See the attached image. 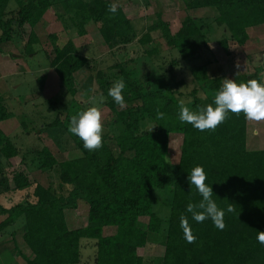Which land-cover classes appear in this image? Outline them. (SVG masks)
Masks as SVG:
<instances>
[{
	"label": "trees",
	"instance_id": "obj_1",
	"mask_svg": "<svg viewBox=\"0 0 264 264\" xmlns=\"http://www.w3.org/2000/svg\"><path fill=\"white\" fill-rule=\"evenodd\" d=\"M14 1L19 5L17 10H7L10 0H0V43L12 39L16 30L24 32V24H34L54 3L81 27L86 22L96 23L111 47L116 43L127 44L136 35L132 17L121 6L115 15L108 11L110 0L90 3L85 0ZM186 5L212 8L217 12L215 23L229 33L220 40L225 49L229 40L244 45L249 39L247 29L264 24V0H191ZM156 16L139 38L140 42L151 41V32L161 29L183 59L201 57L200 48L207 47V42L203 27L194 18L186 17L176 35L171 36L161 13ZM79 33L84 34V30L81 28ZM37 39L30 29L25 45L28 54L32 53ZM68 52V46L56 49L52 63L61 83L67 84L74 94L72 75L87 64L88 59L73 58ZM189 70L200 90L210 94L212 100L222 86L220 77L210 79L205 63H195ZM122 74L140 104L133 109H118L113 100L108 102L115 113L117 155L108 145L106 133H103V147L92 152L71 134L78 153L68 159L53 154L46 146L33 151V162L38 169L54 170L57 174V189L53 183L45 187L31 181L24 171H5V166L15 164L20 150L0 128V215L4 216L0 221V235L23 218L22 238L31 251L30 257H24V264H79L82 239L94 241V264H145L138 249L146 245L150 233H160L165 224V251L158 259L159 264H264V244L257 240L258 232L264 231V149L247 150L244 113H229L215 131L201 132L180 121L181 103L174 93L166 94L169 86L139 89L125 70ZM249 79L264 83L256 73L240 75L236 81ZM198 92L197 88L189 92L195 109L203 106V97ZM124 96L127 102L129 98ZM78 112L80 110L75 108L67 113L68 122L56 119L55 125L67 128L71 117ZM159 113L164 114L163 118ZM10 115L0 99V122ZM145 119L149 120L146 129L142 126ZM172 133L183 135L180 157L175 164L167 158ZM198 165L204 167L206 183L211 184L218 205L235 210L225 216L227 227L223 231L216 229L211 220L196 223L191 214L186 213L188 203L201 199L188 179L191 170ZM32 185L31 200L9 207L2 203L1 198L7 193ZM156 189L171 193L166 220L154 210ZM70 210L85 213L86 225L70 228L66 218V211ZM184 215L197 236L194 243L184 238L180 226ZM142 217L147 219L145 227Z\"/></svg>",
	"mask_w": 264,
	"mask_h": 264
},
{
	"label": "rangeland",
	"instance_id": "obj_2",
	"mask_svg": "<svg viewBox=\"0 0 264 264\" xmlns=\"http://www.w3.org/2000/svg\"><path fill=\"white\" fill-rule=\"evenodd\" d=\"M90 3L93 0H85ZM132 17L136 35L127 44L116 43L109 46L99 32L98 25L93 21L86 22L82 27L57 4H53L39 17L34 24L23 25L24 32L16 30L13 38L0 43V99L3 101L10 117L0 122L2 131L19 148L15 164L5 166L7 173L14 170L24 171L31 181H36L45 187L53 183L57 189V174L54 170L38 169L33 162V151L46 146L50 151L64 158H70L78 153L68 127L55 125L58 119L61 123L68 122V112L78 108L80 111L91 106L99 107L104 123V132L108 135L107 143L117 155L119 149L115 141L117 130L113 125L115 113L111 110L108 90L117 80H126L122 71L125 70L130 80L139 89L170 87L166 94L179 98L186 106L192 108L189 92L193 88L199 90L203 97V105L212 102L210 94L200 90L190 73L189 66L206 64L210 79L220 77L222 85L225 79H236L238 76L257 74L264 82L261 71L264 64L258 63L264 35L261 27L247 29L249 39L244 45L229 40L227 49L220 45V40L228 36V32L215 23L217 12L212 8H188L191 0H110ZM19 5L10 0L7 10L18 9ZM167 13L171 18L168 23L170 35L175 36L182 27L186 17L194 18L205 33L207 47H201V57L198 59H183L174 45L168 43V38L161 29L151 32V41L140 42L139 38L156 20V13ZM9 17V13L6 14ZM162 19V16H161ZM163 20V19H162ZM203 24V25H202ZM84 34H80V29ZM32 29L37 35L33 43L32 53L25 51L26 38ZM2 29L0 28V37ZM260 40L257 42V40ZM256 40V41H255ZM68 46L73 58L83 56L88 59L72 75L74 79V94L61 79L53 65L56 49ZM251 54V55H250ZM183 95H179V92ZM129 98L118 109H133L140 104L132 90L127 87L124 93ZM103 97V103L97 100ZM76 106V107H75ZM74 107V109L72 108ZM195 110V108H192ZM76 115V114H74ZM73 115V116H74ZM71 120V119H70ZM144 129L149 127V120L142 121ZM183 135L172 133L169 137L168 161L178 162L181 152ZM247 150L264 149V121H251L246 118ZM22 157H24L22 159ZM22 159V160H21ZM33 185L20 191L7 193L1 198L2 203L9 207L13 204L31 200ZM164 189L154 191V210L166 220L169 216L171 193ZM65 193V191L63 190ZM4 216L0 215V221ZM70 228L82 227L87 223L85 213L76 210L66 211ZM142 226L147 219L142 217ZM23 218L0 235V264H24V257H30L31 251L23 241ZM165 224L160 233H150L146 245L138 249V254L145 264H159L165 251ZM87 240V239H86ZM82 260L79 264H94V241L81 240Z\"/></svg>",
	"mask_w": 264,
	"mask_h": 264
},
{
	"label": "clouds",
	"instance_id": "obj_3",
	"mask_svg": "<svg viewBox=\"0 0 264 264\" xmlns=\"http://www.w3.org/2000/svg\"><path fill=\"white\" fill-rule=\"evenodd\" d=\"M108 11L115 15L118 6L112 3ZM258 63L264 64V57H257ZM126 83L123 79L117 80L108 90L110 96L117 105L125 104L124 90ZM100 97L97 104L103 103ZM243 112L251 121H264V83L257 79H249L247 82H237L234 79H225L223 85L213 95L212 102L199 106L195 110L181 102L179 119L182 123L190 124L193 128L204 132L215 131L228 117L229 113L239 114ZM163 118V113L158 114ZM151 126L150 131L152 130ZM68 131L83 141V147L89 152L103 147L104 123L102 113L97 106H91L71 117ZM82 155V153L80 154ZM190 186H195L201 199L195 203H188L186 213L191 214V219L196 223L211 220L214 227L223 231L227 225L225 216L235 210L229 206L222 208L218 205L211 184L206 183L207 173L203 166H196L188 176ZM181 228L184 238L188 243H194L197 236L193 233L186 215L181 216ZM257 240L264 244V231H259Z\"/></svg>",
	"mask_w": 264,
	"mask_h": 264
},
{
	"label": "crops",
	"instance_id": "obj_4",
	"mask_svg": "<svg viewBox=\"0 0 264 264\" xmlns=\"http://www.w3.org/2000/svg\"><path fill=\"white\" fill-rule=\"evenodd\" d=\"M161 13V12H160ZM168 15L167 13H161V16H162V19H163V21H166V22H168L169 23V21L171 20V18H166L165 19V15ZM259 27H261L262 28V30H263V27H264V24H261V25H258V26H254V27H252L253 29H259ZM260 38H261V43H262V45H261V47L259 48L260 49V51H259V55H261V57H264V35L262 34V35H260ZM257 40V42H259L260 40H258V39H256ZM255 40V41H256ZM251 55V54H250ZM261 73H262V75L264 76V69L261 71Z\"/></svg>",
	"mask_w": 264,
	"mask_h": 264
}]
</instances>
